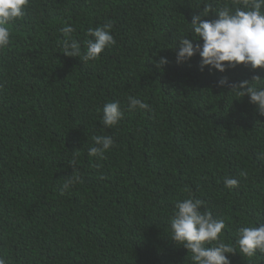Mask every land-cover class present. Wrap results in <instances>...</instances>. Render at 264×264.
I'll list each match as a JSON object with an SVG mask.
<instances>
[{"label": "trees", "instance_id": "trees-1", "mask_svg": "<svg viewBox=\"0 0 264 264\" xmlns=\"http://www.w3.org/2000/svg\"><path fill=\"white\" fill-rule=\"evenodd\" d=\"M233 3L29 0L0 52V256L9 264H191L170 227L175 202L190 195L224 219L226 242L240 226L264 223V117L249 97L217 86L264 78V69L201 72L198 55L177 64L173 51L206 4ZM106 21L116 44L98 61L63 55L65 25L83 52L88 28ZM129 96L150 111L128 112ZM113 101L123 119L101 131L98 109ZM101 134L115 147L90 159ZM73 163L82 182L60 196ZM225 176L239 189L228 191ZM229 259L264 264V254L249 260L238 249Z\"/></svg>", "mask_w": 264, "mask_h": 264}, {"label": "clouds", "instance_id": "clouds-1", "mask_svg": "<svg viewBox=\"0 0 264 264\" xmlns=\"http://www.w3.org/2000/svg\"><path fill=\"white\" fill-rule=\"evenodd\" d=\"M29 0H0V52L11 45L12 28L24 16V10ZM214 14L216 19H207ZM190 31L191 38L183 36L175 50L177 64L188 63L194 56L201 59L200 71L205 68L211 73L213 70L224 73L243 65L253 70L264 69V0H234L233 5L225 4L222 8L213 9L206 4L198 15H193ZM113 23L106 21L102 26L88 28L86 51L73 33L75 29L70 25L62 28L63 40L60 42L63 55L79 58L83 62H95L101 54L116 44L112 34ZM157 69L167 65L166 57L155 61ZM218 87L230 88V92L237 97H249V102L255 106L259 116L264 117V78L259 75L252 77V82L243 80L229 83L227 78L218 81ZM127 111H144L150 107L141 99L129 96ZM99 123L104 129L117 127L123 119L124 110L119 101L106 102L102 109ZM115 147L114 138L106 135H95L92 145L88 148L90 159L97 161L105 159V153ZM259 159H264L262 154ZM72 174L67 176L59 191L64 196L72 187L82 182L74 163ZM240 177L247 178V171H241ZM224 187L228 191L239 189L238 178L225 176ZM204 201L189 196L187 199L175 202L173 214L170 217L171 241L187 250L191 264H231L229 256L237 253L251 260L257 253L264 254V223L255 226H240L236 233L235 242H226L223 230L226 224L223 218H215L211 211H202ZM0 264L9 262L0 256Z\"/></svg>", "mask_w": 264, "mask_h": 264}]
</instances>
